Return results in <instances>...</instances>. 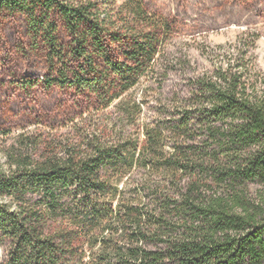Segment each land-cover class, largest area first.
I'll return each instance as SVG.
<instances>
[{"label":"trees","instance_id":"1","mask_svg":"<svg viewBox=\"0 0 264 264\" xmlns=\"http://www.w3.org/2000/svg\"><path fill=\"white\" fill-rule=\"evenodd\" d=\"M0 12L23 16L43 85L115 115L112 131L89 125L40 155V136L17 137L0 170V264H264V74L248 44L195 73L166 57L169 23L143 0H0ZM177 70L193 73L188 95L157 92L140 124L148 88L135 91Z\"/></svg>","mask_w":264,"mask_h":264},{"label":"rangeland","instance_id":"2","mask_svg":"<svg viewBox=\"0 0 264 264\" xmlns=\"http://www.w3.org/2000/svg\"><path fill=\"white\" fill-rule=\"evenodd\" d=\"M147 10L164 18L170 26L166 57H182L191 61L195 73L225 66L239 59L237 47L248 44L245 62L257 75L264 74V0H143ZM64 42L67 44L68 39ZM49 64L42 52L33 50L23 16L0 12V170L10 169V152L20 135L40 136L43 144L55 141L80 140L83 129L91 125L105 132L112 131L114 108L97 112L72 90L47 88L43 80L48 76ZM180 70L172 71L164 80H151L140 86V97L148 88L147 108L139 123L155 121L157 92L164 96H187L191 76ZM38 82L36 85H30ZM155 82V83H154ZM154 83V84H153ZM160 84V89L157 86ZM4 252L0 249V263Z\"/></svg>","mask_w":264,"mask_h":264}]
</instances>
